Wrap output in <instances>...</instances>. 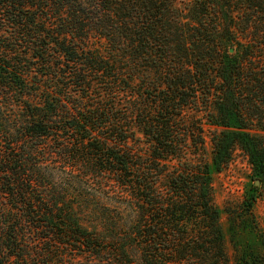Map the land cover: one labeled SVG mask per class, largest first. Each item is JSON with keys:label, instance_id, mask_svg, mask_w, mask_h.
I'll return each instance as SVG.
<instances>
[{"label": "trees", "instance_id": "trees-1", "mask_svg": "<svg viewBox=\"0 0 264 264\" xmlns=\"http://www.w3.org/2000/svg\"><path fill=\"white\" fill-rule=\"evenodd\" d=\"M238 151L263 184L264 0H0V264H231Z\"/></svg>", "mask_w": 264, "mask_h": 264}, {"label": "rangeland", "instance_id": "rangeland-1", "mask_svg": "<svg viewBox=\"0 0 264 264\" xmlns=\"http://www.w3.org/2000/svg\"><path fill=\"white\" fill-rule=\"evenodd\" d=\"M210 126L206 125L208 159L212 158ZM214 201L221 211V224L224 228L231 264H237L236 251L245 252L251 249L263 251L257 234L249 230L237 228L234 232L230 227L227 209H238L251 195H256L253 204L254 213L264 230V183L254 181L252 167L244 153L238 151L233 160L220 172L213 173ZM256 187H259L256 189Z\"/></svg>", "mask_w": 264, "mask_h": 264}]
</instances>
